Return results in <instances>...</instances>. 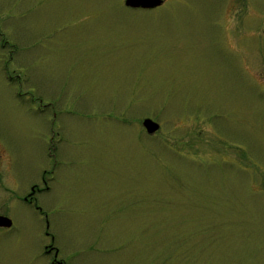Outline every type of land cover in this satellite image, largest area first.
<instances>
[{"label":"rangeland","instance_id":"rangeland-1","mask_svg":"<svg viewBox=\"0 0 264 264\" xmlns=\"http://www.w3.org/2000/svg\"><path fill=\"white\" fill-rule=\"evenodd\" d=\"M0 215V264H264V0H0Z\"/></svg>","mask_w":264,"mask_h":264},{"label":"water","instance_id":"water-1","mask_svg":"<svg viewBox=\"0 0 264 264\" xmlns=\"http://www.w3.org/2000/svg\"><path fill=\"white\" fill-rule=\"evenodd\" d=\"M163 0H126V5L134 8H154L160 6ZM144 126L146 127L149 134L155 133L159 129V124L151 119H146L144 121ZM13 222L10 218L0 216V227L10 228Z\"/></svg>","mask_w":264,"mask_h":264},{"label":"flooded vegetation","instance_id":"flooded-vegetation-1","mask_svg":"<svg viewBox=\"0 0 264 264\" xmlns=\"http://www.w3.org/2000/svg\"><path fill=\"white\" fill-rule=\"evenodd\" d=\"M165 1L167 2L168 0H163L162 4L160 6H157V7H154V8H140V7L139 8H134L133 7L132 8L130 6L128 7L127 5H126V7L130 8L132 10H153L155 8L161 7L165 3ZM125 4H126V0H125ZM143 125H144V122H143ZM152 135H154V134H152ZM45 190H44V188H40L37 185L32 186L30 193L26 195V197L24 198V201L29 203V204H33L34 200L37 199L36 196H38L39 194L43 193ZM0 216H2V215H0ZM0 228H2V227H0ZM52 249H54V248H52ZM52 249H51V252H52ZM51 252L47 251V254H51ZM54 264H56V262H54Z\"/></svg>","mask_w":264,"mask_h":264}]
</instances>
